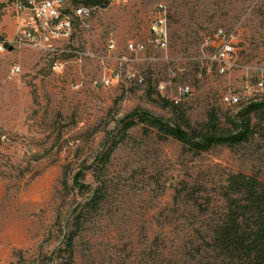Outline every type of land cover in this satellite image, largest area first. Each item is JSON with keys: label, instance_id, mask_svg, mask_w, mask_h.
<instances>
[{"label": "rangeland", "instance_id": "374dc122", "mask_svg": "<svg viewBox=\"0 0 264 264\" xmlns=\"http://www.w3.org/2000/svg\"><path fill=\"white\" fill-rule=\"evenodd\" d=\"M101 1L69 38L38 47L21 38L14 0H0V264H194L227 176L264 181V110L247 111L264 102V0ZM161 3L164 50L153 41ZM219 29L234 38L223 73L208 60ZM129 42L144 82L102 85ZM180 85L190 93L176 104ZM228 91L237 104L222 101ZM150 118L195 141L246 122L252 133L196 150Z\"/></svg>", "mask_w": 264, "mask_h": 264}, {"label": "trees", "instance_id": "16d2710c", "mask_svg": "<svg viewBox=\"0 0 264 264\" xmlns=\"http://www.w3.org/2000/svg\"><path fill=\"white\" fill-rule=\"evenodd\" d=\"M84 5H99L101 0H82ZM264 110V102H255L247 106V111ZM152 119V120H151ZM158 132L163 133L196 150H206L212 145L234 146L247 141L252 133L246 122L238 130L229 134L201 135L200 140H193L189 133L179 125H170L158 118H150ZM79 173L73 178L78 184ZM84 187L83 184H78ZM181 195L177 191L174 200ZM219 195L222 207L215 220L210 222L202 245L205 254L194 264H264V181L257 176L244 172H234L227 176ZM187 202L203 210L192 192H185ZM208 252L211 255H208ZM70 262L61 263L69 264Z\"/></svg>", "mask_w": 264, "mask_h": 264}, {"label": "built area", "instance_id": "2783aa9c", "mask_svg": "<svg viewBox=\"0 0 264 264\" xmlns=\"http://www.w3.org/2000/svg\"><path fill=\"white\" fill-rule=\"evenodd\" d=\"M17 15L18 31L21 38L33 46L45 47L50 39L69 38L76 21L84 20L91 16L92 7L89 5L65 6L64 0H14L13 2ZM154 11L157 13L154 31L157 37L153 39L159 49L164 50L168 46L167 36V6L158 4ZM216 37L219 39L215 51L208 56L210 64H217L218 71L223 73L232 68L233 62L230 59L234 52L233 35H226L222 29L217 30ZM6 45L0 43V50ZM113 47V44H110ZM141 45L129 42L127 52L118 58V67L109 73L104 74L100 83L104 86L119 84L121 82H132L141 84L144 77L141 73L133 69L134 59L130 54L139 51ZM210 68V67H209ZM164 89L165 85L159 84ZM257 89L264 92V74L257 81ZM190 93L188 85H180L177 96L172 98L174 103H178L182 97ZM223 102L234 105L239 101V97L233 92H226L221 96Z\"/></svg>", "mask_w": 264, "mask_h": 264}]
</instances>
